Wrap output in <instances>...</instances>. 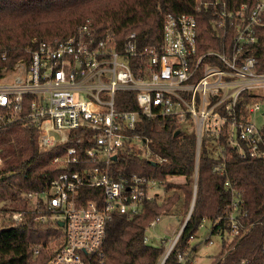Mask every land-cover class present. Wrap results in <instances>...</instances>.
<instances>
[{
  "label": "built area",
  "instance_id": "2783aa9c",
  "mask_svg": "<svg viewBox=\"0 0 264 264\" xmlns=\"http://www.w3.org/2000/svg\"><path fill=\"white\" fill-rule=\"evenodd\" d=\"M194 3L196 10L225 7L224 0ZM263 13L264 0L217 12L215 24L234 28L229 51L223 44L220 50L198 51L195 16L166 13L159 45L141 48L133 32L117 45L111 36L94 37L83 24L66 38L36 42L25 48L27 59L19 57L10 68L0 69V130L13 124L30 126L37 130L40 151L61 148L51 163L62 171L44 189L22 195L37 222L59 229L45 244L31 246L32 259L43 252L44 264L101 262L113 216L131 217L141 212L144 202L155 199L156 180L112 172L122 150L152 156L147 139L133 132L142 119L169 118L181 129H193L196 154L202 137L212 140L220 154L217 139L228 126L227 141L238 157L264 159L262 127L252 121V113L264 103L259 100L264 95V71H256L254 56L240 58L242 48L256 41ZM0 60H7L5 53ZM121 93L133 94L136 109L117 105ZM244 94L257 99L242 114ZM3 161L0 149V166ZM213 171L223 174L224 164L214 165ZM224 187L233 197L228 215V237L233 239L245 230L240 217L246 212L228 180ZM85 188L92 190L84 192ZM10 217L19 219L20 213Z\"/></svg>",
  "mask_w": 264,
  "mask_h": 264
},
{
  "label": "trees",
  "instance_id": "16d2710c",
  "mask_svg": "<svg viewBox=\"0 0 264 264\" xmlns=\"http://www.w3.org/2000/svg\"><path fill=\"white\" fill-rule=\"evenodd\" d=\"M224 1V8L218 5L196 10L194 0H0V55L7 56L6 61L0 60V69L10 68L19 57L27 59L25 48L36 42L66 38L83 24H88L94 37L111 36L117 45L131 32L141 48L159 45L166 13L195 16L198 51L220 50L222 44L229 51L234 28L215 24L219 21L217 12L236 11L243 3L251 7V0ZM245 55L256 58V71H264V13L256 27V41L242 48L240 58ZM249 95L244 94L241 102L242 114L257 99ZM259 100L263 102L264 95ZM118 103L121 109H136L132 93H121ZM227 127L217 139L219 157L213 158L208 139L202 137L196 154L194 130L181 129L174 119H142L137 123L133 132L147 139L152 156H145L141 150H122L112 164V172L115 176L136 174L154 179L163 186L167 197L162 202L157 201V196L144 202L141 212L131 217L114 215L107 224L103 260L95 264H159L165 257L164 245L149 244L144 240L145 231L151 221L178 206L186 210L182 226L193 199L195 177L190 215L162 264H189L180 258L195 252L196 247L190 243L204 220L210 222V235L222 238L224 252L211 264H264V159L238 157L227 141ZM261 132L264 140V126ZM36 138L37 130L30 126L13 124L0 130L4 160L0 166V264H44L47 255L42 252L32 259L31 246L45 244L50 236L59 233L57 225L37 222L35 212L22 198L27 192L44 189L62 171L51 163L61 148L40 151ZM221 163L224 173L214 172V165ZM173 176L183 177L184 183L165 182ZM226 180L240 195L241 208L246 212L245 217H240L245 230L230 241L228 215L233 197L224 187ZM11 213H20L19 219H12Z\"/></svg>",
  "mask_w": 264,
  "mask_h": 264
},
{
  "label": "rangeland",
  "instance_id": "374dc122",
  "mask_svg": "<svg viewBox=\"0 0 264 264\" xmlns=\"http://www.w3.org/2000/svg\"><path fill=\"white\" fill-rule=\"evenodd\" d=\"M252 121L258 128L264 126V103H262L260 108L255 109L252 113ZM188 129L189 128L187 127L185 130ZM137 144L139 145L140 143ZM207 147L210 149V155L213 158L219 157V151L215 148L212 140L207 142ZM165 182L183 184L184 179L181 176H173L165 180ZM156 191V196L158 197L157 201H164L167 194L164 192L163 186L158 184ZM177 208L178 209H175L167 215H161L160 219L156 221L153 226H150L149 224L145 231V236L149 244L153 246H158L159 244L164 245L163 256H165L169 246L172 245L185 215V207L181 208V206H178ZM230 239L231 235L228 237L227 241H230ZM221 241V236L215 234L210 235V222L208 220H204L196 237L190 243L192 246L196 247L195 252H189L184 259H180L182 262L189 264H211L220 256L222 252H224L221 248ZM163 258L164 257L160 259L159 264H162L161 262L163 261Z\"/></svg>",
  "mask_w": 264,
  "mask_h": 264
},
{
  "label": "water",
  "instance_id": "95a60500",
  "mask_svg": "<svg viewBox=\"0 0 264 264\" xmlns=\"http://www.w3.org/2000/svg\"><path fill=\"white\" fill-rule=\"evenodd\" d=\"M112 159L114 160V159H115V156H113ZM195 186H196V177H195V179H194L193 199H194V193H195ZM193 199H192V201H191V204H190V207H189V210H188L187 216H186V218H185V220H184L182 226L180 227V229H179V231H178V233H177V235H176V237H175V240L177 239L178 235L180 234L181 230L183 229L184 225L186 224V222H187V220H188V217H189L190 212H191V209H192ZM59 225H62V224L59 223ZM169 251H170V249L167 251L165 257L163 258V261H164V259L166 258V256H167V254H168ZM163 261H162L161 263H163Z\"/></svg>",
  "mask_w": 264,
  "mask_h": 264
}]
</instances>
